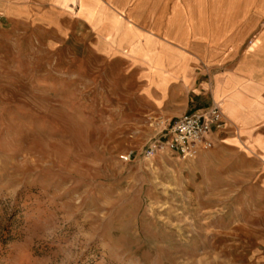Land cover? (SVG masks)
Listing matches in <instances>:
<instances>
[{
  "label": "rangeland",
  "instance_id": "374dc122",
  "mask_svg": "<svg viewBox=\"0 0 264 264\" xmlns=\"http://www.w3.org/2000/svg\"><path fill=\"white\" fill-rule=\"evenodd\" d=\"M97 43L0 14V264H264V153L219 134L192 159L147 155L186 95L157 107Z\"/></svg>",
  "mask_w": 264,
  "mask_h": 264
},
{
  "label": "crops",
  "instance_id": "0c3cea01",
  "mask_svg": "<svg viewBox=\"0 0 264 264\" xmlns=\"http://www.w3.org/2000/svg\"><path fill=\"white\" fill-rule=\"evenodd\" d=\"M32 1L0 0V14L87 24L95 51L140 65L145 96L157 107L167 89L186 95L176 118L216 102L229 124L214 139L238 136L263 155L264 0H231V11L222 0L219 15L213 0H35L44 5L38 11Z\"/></svg>",
  "mask_w": 264,
  "mask_h": 264
},
{
  "label": "built area",
  "instance_id": "2783aa9c",
  "mask_svg": "<svg viewBox=\"0 0 264 264\" xmlns=\"http://www.w3.org/2000/svg\"><path fill=\"white\" fill-rule=\"evenodd\" d=\"M218 103L208 107L184 112L166 128L165 138L155 140L146 150L147 155L156 150L166 149L183 159H192L200 151L208 150L214 143V135L228 127Z\"/></svg>",
  "mask_w": 264,
  "mask_h": 264
},
{
  "label": "bare ground",
  "instance_id": "6f19581e",
  "mask_svg": "<svg viewBox=\"0 0 264 264\" xmlns=\"http://www.w3.org/2000/svg\"><path fill=\"white\" fill-rule=\"evenodd\" d=\"M222 108V107H221ZM223 110V109H222Z\"/></svg>",
  "mask_w": 264,
  "mask_h": 264
}]
</instances>
